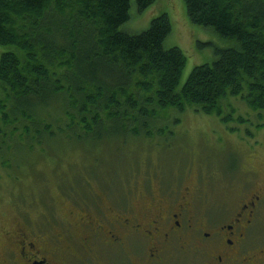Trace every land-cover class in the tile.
Returning a JSON list of instances; mask_svg holds the SVG:
<instances>
[{
	"label": "trees",
	"instance_id": "16d2710c",
	"mask_svg": "<svg viewBox=\"0 0 264 264\" xmlns=\"http://www.w3.org/2000/svg\"><path fill=\"white\" fill-rule=\"evenodd\" d=\"M155 1L0 0V46L11 48L0 54L9 102L6 111L0 102V142L38 153L99 148L118 133L126 136L120 142L164 133L156 118L167 109L225 121L222 101L239 96L264 110V0H182L191 23L231 45L215 48L216 57L195 65L179 88L186 59L163 45L167 13L139 32L121 28L132 3L142 12Z\"/></svg>",
	"mask_w": 264,
	"mask_h": 264
},
{
	"label": "rangeland",
	"instance_id": "374dc122",
	"mask_svg": "<svg viewBox=\"0 0 264 264\" xmlns=\"http://www.w3.org/2000/svg\"><path fill=\"white\" fill-rule=\"evenodd\" d=\"M164 12L171 30L163 45L180 48L186 59L179 88L195 65L211 62L215 48L231 43L210 28L191 23L182 0H156L142 12L132 3L130 17L121 28L139 32ZM9 49L0 46V54ZM1 101L6 111L9 102L0 88ZM221 106L228 120L192 108L181 113L167 109L156 118L158 127L167 130L164 133L153 132L151 137L141 133L122 142L126 136L118 133L99 148L80 144L73 150L47 152L46 148L38 153L20 147L22 142L3 139L0 225H13L23 216L39 225L53 217L70 220V209L77 210L80 202L97 196L104 202L125 195L137 200L183 185L194 187L213 204L245 196L264 185V110L250 108L239 96L228 97ZM1 156H10L15 163L8 164Z\"/></svg>",
	"mask_w": 264,
	"mask_h": 264
},
{
	"label": "flooded vegetation",
	"instance_id": "af4514ba",
	"mask_svg": "<svg viewBox=\"0 0 264 264\" xmlns=\"http://www.w3.org/2000/svg\"><path fill=\"white\" fill-rule=\"evenodd\" d=\"M132 198L0 225V264H264V185L230 203L188 185Z\"/></svg>",
	"mask_w": 264,
	"mask_h": 264
}]
</instances>
